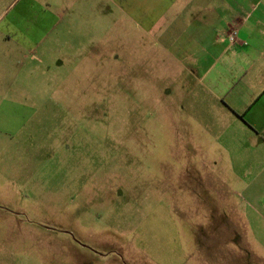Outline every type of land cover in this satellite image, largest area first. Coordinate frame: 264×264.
Listing matches in <instances>:
<instances>
[{
	"label": "rangeland",
	"instance_id": "374dc122",
	"mask_svg": "<svg viewBox=\"0 0 264 264\" xmlns=\"http://www.w3.org/2000/svg\"><path fill=\"white\" fill-rule=\"evenodd\" d=\"M152 35L121 0H0V264H264L246 192L186 149L213 133L159 108L185 82Z\"/></svg>",
	"mask_w": 264,
	"mask_h": 264
},
{
	"label": "crops",
	"instance_id": "0c3cea01",
	"mask_svg": "<svg viewBox=\"0 0 264 264\" xmlns=\"http://www.w3.org/2000/svg\"><path fill=\"white\" fill-rule=\"evenodd\" d=\"M121 1L137 9L144 29L153 32L156 45L182 71L183 85L164 92L157 89L159 108H177L176 113L170 111L174 126H206L213 133L209 140L215 141L217 152L207 151L193 136L186 149L206 150L207 156L217 157L204 164L210 174L206 183L214 184L212 173L217 170L225 188L245 191L259 222L257 226L250 220V227L263 235L264 0ZM42 20L49 22V14ZM233 27L238 28L236 42L228 37ZM222 221L225 225L226 218ZM233 226L241 237V226Z\"/></svg>",
	"mask_w": 264,
	"mask_h": 264
},
{
	"label": "built area",
	"instance_id": "2783aa9c",
	"mask_svg": "<svg viewBox=\"0 0 264 264\" xmlns=\"http://www.w3.org/2000/svg\"><path fill=\"white\" fill-rule=\"evenodd\" d=\"M228 37L231 42H236L238 40V28L236 27L231 28Z\"/></svg>",
	"mask_w": 264,
	"mask_h": 264
}]
</instances>
